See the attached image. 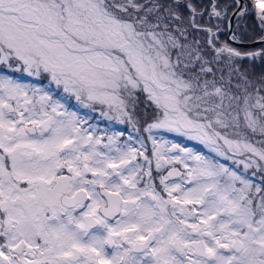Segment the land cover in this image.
I'll return each instance as SVG.
<instances>
[{
	"label": "snow or ice",
	"instance_id": "obj_1",
	"mask_svg": "<svg viewBox=\"0 0 264 264\" xmlns=\"http://www.w3.org/2000/svg\"><path fill=\"white\" fill-rule=\"evenodd\" d=\"M252 4L0 0V264H264Z\"/></svg>",
	"mask_w": 264,
	"mask_h": 264
},
{
	"label": "rangeland",
	"instance_id": "obj_2",
	"mask_svg": "<svg viewBox=\"0 0 264 264\" xmlns=\"http://www.w3.org/2000/svg\"><path fill=\"white\" fill-rule=\"evenodd\" d=\"M193 2L197 3V4H207L209 2V0H193ZM218 3L220 4L221 8H223L224 5L231 4L232 0H219ZM243 3H247L248 7L250 9V14L253 13V15H255V7L252 4V0H244ZM231 14H232V10H229V12H228L229 17H230ZM250 14L245 16L242 19V21L240 22V27H239L238 30L236 28V20L232 24V29L237 31L238 34L243 35L246 39L250 35H255V34L259 33V27H258V24H257V21H256V16L254 17L253 20H251L252 18H250L251 17ZM227 23H228L227 20L223 21V27H224L225 30L220 33V41L221 42H224V41L228 40V39H226L227 38V33H228V30H227L228 29V24ZM232 46L233 47H237V46H234V45H232ZM237 48L249 49V48H243V47H237ZM243 63H244L245 66H247L249 62L248 61H244ZM262 68H264V65H262L260 62H257L255 64L253 70L255 72L259 73L262 70ZM15 75H17L18 78H20V79H22V80H24L26 82L30 80V78H28V77H20L19 74H15ZM72 107H73L74 110L79 111L82 116L83 115L88 116L90 118L89 119V124H96L97 125V133L96 134L98 136H102L104 138L103 139L104 143L107 142V140H105V139H107L108 135H111L113 132H117V131L125 133V136H122L120 138L121 141L126 139V137L128 135V126L127 125H121V124H117L115 122H109V121L103 119L102 117H100L99 114L96 113V112H91L89 110L79 108V106L75 105L74 101L72 103ZM87 126L88 125H85V127H87ZM165 135L167 136L168 139L175 140L178 143H182V144L186 145L187 147L193 148L197 152L203 153L205 155H210V153H208L207 150L202 145H199V144H197L194 141H186V140H184L181 137H175V136H173L171 134H165ZM150 150H151V144H149V151ZM157 182H158V180H157Z\"/></svg>",
	"mask_w": 264,
	"mask_h": 264
},
{
	"label": "water",
	"instance_id": "obj_3",
	"mask_svg": "<svg viewBox=\"0 0 264 264\" xmlns=\"http://www.w3.org/2000/svg\"><path fill=\"white\" fill-rule=\"evenodd\" d=\"M243 2V0H242ZM230 17H232V14L230 15ZM233 20H234V17H232V24H233ZM229 35H230V32L228 31L227 33V39L229 40ZM234 46H237V47H243V48H252V47H255L256 45L255 44H251V43H244V44H235L233 43L231 40H229Z\"/></svg>",
	"mask_w": 264,
	"mask_h": 264
},
{
	"label": "bare ground",
	"instance_id": "obj_4",
	"mask_svg": "<svg viewBox=\"0 0 264 264\" xmlns=\"http://www.w3.org/2000/svg\"><path fill=\"white\" fill-rule=\"evenodd\" d=\"M243 2H244V0H243ZM243 2H242V3H243ZM250 16H252V14H250ZM253 17H254V15H253ZM234 21H235V18H234V20H233V23H234ZM227 24H228V23H227ZM227 41H228L229 44H232L229 40H227ZM232 45H233V44H232Z\"/></svg>",
	"mask_w": 264,
	"mask_h": 264
},
{
	"label": "trees",
	"instance_id": "obj_5",
	"mask_svg": "<svg viewBox=\"0 0 264 264\" xmlns=\"http://www.w3.org/2000/svg\"><path fill=\"white\" fill-rule=\"evenodd\" d=\"M254 17H255V15H254ZM254 17H253V13H252V16L250 17V18H252L251 20H253L254 19ZM227 39V38H226Z\"/></svg>",
	"mask_w": 264,
	"mask_h": 264
},
{
	"label": "flooded vegetation",
	"instance_id": "obj_6",
	"mask_svg": "<svg viewBox=\"0 0 264 264\" xmlns=\"http://www.w3.org/2000/svg\"><path fill=\"white\" fill-rule=\"evenodd\" d=\"M218 2H219V0H218ZM105 140H107V139H105ZM165 174H166V171H165ZM158 183V182H157Z\"/></svg>",
	"mask_w": 264,
	"mask_h": 264
}]
</instances>
